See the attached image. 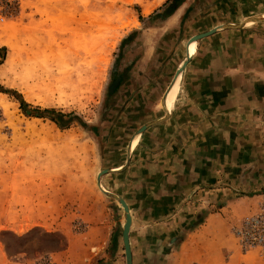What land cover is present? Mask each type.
<instances>
[{
	"label": "rangeland",
	"instance_id": "374dc122",
	"mask_svg": "<svg viewBox=\"0 0 264 264\" xmlns=\"http://www.w3.org/2000/svg\"><path fill=\"white\" fill-rule=\"evenodd\" d=\"M163 1L0 0V186L12 200L35 202L45 217L43 226H25L19 234L0 231L8 259L124 264L122 208L97 188L96 173L123 164L133 133L163 115L160 96L191 35L264 13V0H182L167 20L169 15H154ZM195 45L201 54L212 50L229 62L212 67L220 76L230 64L251 74L227 82L206 77L214 89L244 88L228 115L210 99L199 98L197 110L184 107L177 99L185 82L181 76L170 107L173 119L148 126L126 167L100 176L102 187L128 206L131 264L163 254L183 229L196 224L200 209L205 213L226 201L264 195V23L216 30ZM114 61L122 80L106 99ZM16 95L30 108L73 113L86 128L74 120L60 128L46 115L26 116ZM187 119L193 122L184 125ZM208 127L214 128L204 130ZM189 134L201 136L193 147L204 152L195 161L203 166L202 194L175 190L174 200H166L180 158L167 151L185 148ZM189 210L197 211L196 218L180 217ZM243 255L264 261L255 253Z\"/></svg>",
	"mask_w": 264,
	"mask_h": 264
},
{
	"label": "crops",
	"instance_id": "0c3cea01",
	"mask_svg": "<svg viewBox=\"0 0 264 264\" xmlns=\"http://www.w3.org/2000/svg\"><path fill=\"white\" fill-rule=\"evenodd\" d=\"M175 14L176 9L167 17V20H172ZM261 15H264V13ZM220 54L221 53L213 52L212 50H207L201 54L195 45V51L190 55V59L184 67V73L181 74V76H184L185 82L180 85L179 93L177 94L179 95L177 99L182 100L183 106L187 109L194 108L197 110L199 98L204 100L210 99L209 104H211V106L216 105V110H218V112L227 115L232 113V108L234 109V107L238 105L234 99H236L238 93L244 92V88H241V85H234L230 88L224 85V87H220L221 89H214L206 84L205 79L206 77L218 76L225 77L224 81L227 82L229 79L243 78V75L251 74V70L246 71L241 67L242 65L239 66L238 64H234L233 66L230 64L228 65L227 71L221 72L222 76H220L218 71L213 70V68L215 69L214 64L219 63V61L222 62L224 66L229 64L225 59L220 60ZM202 79L205 81L201 82ZM209 80L211 81V79ZM166 119L165 122H170L169 120L173 119L172 113H170V116ZM190 122L193 121L188 119L184 120V125L187 123L190 124ZM215 122L216 120L213 121V123ZM212 128L214 127H208L204 130ZM191 136H194V138L190 140L189 137ZM197 137L201 138V136ZM197 137L195 134L184 136L183 139L186 141L185 148L181 145L182 147L180 148L176 146L172 147L170 151H167L169 156L180 158L179 162L176 163L177 167L174 166V172L170 171L173 172L171 173L173 180L169 183L170 190L165 194L168 195L166 200H174V196H177L174 193L175 190H180L181 194L194 193L195 197L197 192L198 195L202 194L200 186L203 184V166L195 161L197 156H201L202 158L203 155L201 154L204 152L202 150L198 151V149L193 147V140L197 139ZM213 194L211 198H214L216 195ZM260 199V194L244 196L243 199L240 198L234 203L226 201L221 207L218 208V206H216L217 209L214 211L203 213L202 209H200L198 211L200 212L199 215L197 211L192 214L190 210V214L183 213L180 217H184L185 220L196 218L197 215L200 217L196 224L190 228L183 229L182 236L174 245H171L168 250L163 252V254L158 251V255L153 254L152 258L146 262H141V264H264L262 260L244 258L245 255L240 253L230 233L231 225L235 224L244 215L254 211ZM23 203L22 201L20 203L19 201L12 200L9 197L8 191L0 186V231L7 230L19 234V229L26 228L25 226H43L41 220L45 217L36 211L37 207H34L36 203L33 201L27 204ZM28 209H31L32 212L27 213ZM33 209L35 210L33 211ZM156 215L158 216V214ZM44 227L48 229L46 225ZM157 256H161L162 259L158 260ZM0 264H18L17 261L7 258L1 245Z\"/></svg>",
	"mask_w": 264,
	"mask_h": 264
},
{
	"label": "water",
	"instance_id": "95a60500",
	"mask_svg": "<svg viewBox=\"0 0 264 264\" xmlns=\"http://www.w3.org/2000/svg\"><path fill=\"white\" fill-rule=\"evenodd\" d=\"M247 20L250 21L251 24L257 23V22L264 23V19L261 17V14L249 15V16H246V17L242 18L238 23H235V24H233V23H221V24L212 26V27H210L209 29H207L204 32L191 35L185 41V44H184V57H183L182 63H180L178 65V67L175 69V71L173 72L170 80L168 81L167 85L165 86V88H164V90H163V92H162V94L160 96L161 103L164 106V108H162L163 115L160 116V117H158V118H156V119H154V120H152V121H149V122L144 123L143 125H141L133 133L132 137L130 138V140H129L127 146H126V155H125L124 162L120 166L116 167L118 169H115V168L102 169V170H100V171H98L96 173L95 183H96L97 188L104 195L115 199L119 203V205L121 206V208H122L121 241H122L123 252H124V264H131V255H130V249H129V243H128V232H129V226H130L129 209H128V206H127L126 202L120 196H118V195H116V194H114V193H112V192H110L108 190H105L102 187V185L100 183V176L103 173H110V172H119V171H122L126 167V165L128 163L129 156H130V152L132 150V148H130V143L133 140V138L134 137H137V139H138L139 136L141 135V133L148 126L153 125V124L161 123L162 121H164L169 116L170 109L169 110L166 109V106H165L166 96H167V93L170 90L172 84L174 83L176 77L182 73V70L184 69L186 63L190 59V55L187 53V49H186L188 43H190L191 41L196 42L199 39L210 35L211 33H213L216 30H220V29H240V28H244V27H246L245 26V22Z\"/></svg>",
	"mask_w": 264,
	"mask_h": 264
},
{
	"label": "built area",
	"instance_id": "2783aa9c",
	"mask_svg": "<svg viewBox=\"0 0 264 264\" xmlns=\"http://www.w3.org/2000/svg\"><path fill=\"white\" fill-rule=\"evenodd\" d=\"M230 233L240 253H255L257 257L264 259V195L254 211L244 215L230 227ZM40 264H52V260L47 257Z\"/></svg>",
	"mask_w": 264,
	"mask_h": 264
},
{
	"label": "trees",
	"instance_id": "16d2710c",
	"mask_svg": "<svg viewBox=\"0 0 264 264\" xmlns=\"http://www.w3.org/2000/svg\"><path fill=\"white\" fill-rule=\"evenodd\" d=\"M182 0H164L163 3L158 7V9L161 8V12H155L154 15H156L157 18H163L170 15L181 3ZM151 17V15H148ZM153 16V15H152ZM128 39V36L122 39L121 43L125 42ZM116 61H114L113 66L111 68L110 74L111 78L110 81L106 87V99L111 96L112 93L117 89L118 85L120 84L122 78L121 74L116 73L115 69ZM10 92V91H8ZM16 98L19 102V108L21 109L22 113L26 116H34V117H44V115L48 116L49 120L53 122L57 127L65 128L68 123L72 120L80 123L83 127L86 128V125L73 113H61L60 111H57L55 109L49 108H39V107H33L30 108L27 103H25L20 97L16 95ZM112 238H110L109 243L113 244L111 241Z\"/></svg>",
	"mask_w": 264,
	"mask_h": 264
},
{
	"label": "bare ground",
	"instance_id": "6f19581e",
	"mask_svg": "<svg viewBox=\"0 0 264 264\" xmlns=\"http://www.w3.org/2000/svg\"><path fill=\"white\" fill-rule=\"evenodd\" d=\"M261 17L264 19V15H261ZM250 24H251V22L248 21V20L245 22V26H248ZM186 49H187V53L189 55H192L193 52L195 51V42L191 41L190 43H188ZM189 50H190V53H189ZM182 60H181L180 63H182ZM180 77H181V74L176 77L174 83L172 84L170 90L167 93L166 101H165V106H166V109H168V110L170 109V107H171V105H172V103L174 101V97L176 95V91L178 90ZM162 108H164L163 105H162ZM136 142H137V137H134L133 140L130 143V148H133ZM115 169H118V168H115Z\"/></svg>",
	"mask_w": 264,
	"mask_h": 264
}]
</instances>
